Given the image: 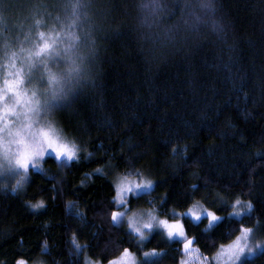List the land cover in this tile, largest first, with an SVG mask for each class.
Returning a JSON list of instances; mask_svg holds the SVG:
<instances>
[{
	"label": "trees",
	"instance_id": "1",
	"mask_svg": "<svg viewBox=\"0 0 264 264\" xmlns=\"http://www.w3.org/2000/svg\"><path fill=\"white\" fill-rule=\"evenodd\" d=\"M224 10L223 39L204 33L163 57L148 56L121 25L110 29L97 87L62 114V137L91 156L61 166L47 157L29 169L26 190L0 192V264H108L123 247L141 264H177L180 242L153 232L138 243L106 220L122 169L150 171L166 212L200 200L222 216L207 232L206 219L182 218L209 264L241 225L264 238V0H224ZM0 176L11 182L15 173ZM236 199L252 211L233 217ZM153 248L164 254L142 257ZM242 264H264V250Z\"/></svg>",
	"mask_w": 264,
	"mask_h": 264
},
{
	"label": "clouds",
	"instance_id": "2",
	"mask_svg": "<svg viewBox=\"0 0 264 264\" xmlns=\"http://www.w3.org/2000/svg\"><path fill=\"white\" fill-rule=\"evenodd\" d=\"M121 25L150 57H163L178 50L190 39L207 33L223 39L229 27L224 0H0V81L21 76L22 89L33 96L34 107L27 114L21 109L11 117L12 123L3 132L5 152L14 155L17 144L14 131L30 120L31 127L23 128L30 140H42L41 130L51 135L66 133L62 114L74 108L86 89L97 87L102 75L104 40L114 25ZM44 39L53 43L51 51L40 56L35 52ZM55 75L56 81L50 76ZM34 94V95H33ZM15 102L12 96L5 101ZM25 115L29 120L25 119ZM76 158L91 156L78 140ZM53 158L52 153H48ZM44 160H40L43 164ZM0 170L15 172L11 182L0 183V192L16 195L31 182L30 171H16L0 156ZM113 205L106 220L124 226L138 243L148 240L153 232L162 231L164 237L182 244L177 264H209L203 253L194 246L195 237L187 235L180 217L187 215L196 224L207 220L203 231H210L222 221L216 210H209L196 200L186 212L164 211L161 196L153 195L157 183L147 169L115 171L112 176ZM149 197L143 204L133 203ZM38 203H30V208ZM252 209H253V204ZM233 207L231 212L235 214ZM215 217L209 219L207 213ZM238 217V216H237ZM161 222H167V230ZM182 226V227H181ZM171 233V234H170ZM181 233V234H176ZM185 239L191 241L185 243ZM130 264H141L136 251L129 247ZM153 248L143 251L142 257L163 255ZM120 256V254H119ZM216 253L214 259L216 258ZM39 264H45L40 261ZM121 264H129L122 261Z\"/></svg>",
	"mask_w": 264,
	"mask_h": 264
},
{
	"label": "snow or ice",
	"instance_id": "3",
	"mask_svg": "<svg viewBox=\"0 0 264 264\" xmlns=\"http://www.w3.org/2000/svg\"><path fill=\"white\" fill-rule=\"evenodd\" d=\"M40 37L42 43L37 47L35 52L36 56L49 52L54 47L52 42L44 39V32H40ZM22 79L21 76H17L12 79L0 81V147L3 149L0 156L7 160V164L10 168L15 169L16 171L23 170L25 173L29 170L30 166L35 168L37 164L40 163V160L45 158L48 153H52V162L57 163L58 166H61L66 161H72L76 158V153L78 151L77 145L68 142L58 133L51 135L49 131L42 129V140H30L27 138L23 130V128L31 127L27 115H25V119L29 120V122L25 124L23 128H17L14 131L16 137L14 142L18 147L16 148L14 155L11 157L7 156V153L5 152V140L3 137L4 130L12 123L11 117L18 115L21 109L27 114L33 109L35 103L33 96L28 95L27 92L22 89ZM50 79L56 81L57 78L55 75H52L50 76ZM8 96L14 98L15 102L13 104L5 102ZM41 171H43V169H41ZM42 205L43 201H40L38 204L33 205V207H41ZM233 209H239L238 211H235V214L240 216L245 212H251L252 205L251 202L242 205L241 200L236 199ZM207 215L209 219H218V217H215V214L210 211ZM161 223L165 225L167 230V222ZM176 234L179 235L181 233ZM185 243L190 244L191 241L185 239ZM262 245H264V238H256L252 227H244L241 225L239 235H237L231 243L227 245L221 244L219 246V251L216 252L215 258L217 261L226 258V260L231 261L232 264H238L242 257L254 254V247L259 248ZM122 261H128L130 264V255L128 254L127 249H124L118 258L110 261V264H121ZM20 264H23V262L21 261Z\"/></svg>",
	"mask_w": 264,
	"mask_h": 264
},
{
	"label": "rangeland",
	"instance_id": "4",
	"mask_svg": "<svg viewBox=\"0 0 264 264\" xmlns=\"http://www.w3.org/2000/svg\"><path fill=\"white\" fill-rule=\"evenodd\" d=\"M58 134L61 135L60 133H58ZM2 151H3V149H2V147H0V154H2ZM47 157H49L48 154L46 155L45 158H47ZM45 158H43V160H44ZM76 159H77V158H74L72 161H74V160H76ZM72 161H66V162L63 163V165L69 164V163L72 162ZM40 167H41V164L39 163V164H37V166H36L35 168H33V167L30 166L29 169L39 170ZM12 172L15 173L14 171H12ZM2 173H3L2 170H0V175H1ZM10 173H11V172H10ZM3 174H5V173H3ZM0 177H1V176H0ZM232 216H233V217H236V218H240V217H241V216H238V217H237V216H235L233 213H232ZM182 218H188V219H190L187 215L181 217V219H182ZM190 220H192V219H190ZM202 220H204V219H202ZM202 220H201V221H202ZM201 221H200V222H201ZM121 227H124V226H121ZM155 232H159V233H161V234L163 235L162 231L157 230V231H155ZM258 235H259L258 231L254 230V236H255L256 238L259 239ZM163 236H164V235H163ZM172 242H174V241H172ZM178 242H179V241H178ZM263 250H264V245H262V246L259 247V248L254 247V248H253V253H254V254L251 255V256H245V257H242V258H241V261L238 262V264H242V262H243L244 260H246V259H252V258L255 257L256 255H258L259 253H261ZM211 262H212V264H232V262H231V261H227L226 258L223 259V260H221V261H217V260H215L214 257H213V258H211ZM23 264H26V263H23ZM86 264H101V263H97V262H94V261H92V260H90V259H87V260H86ZM108 264H110V263H108Z\"/></svg>",
	"mask_w": 264,
	"mask_h": 264
}]
</instances>
